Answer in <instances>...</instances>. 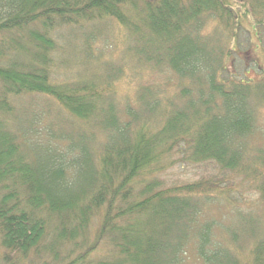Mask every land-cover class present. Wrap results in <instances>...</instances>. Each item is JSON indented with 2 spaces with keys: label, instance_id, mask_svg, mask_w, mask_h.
Returning <instances> with one entry per match:
<instances>
[{
  "label": "trees",
  "instance_id": "obj_1",
  "mask_svg": "<svg viewBox=\"0 0 264 264\" xmlns=\"http://www.w3.org/2000/svg\"><path fill=\"white\" fill-rule=\"evenodd\" d=\"M240 12L259 35L264 0H0V264H183L191 242L202 264H264L261 204L235 206L228 223L210 215L235 185L228 175L264 204V147L250 141L264 80L225 76L230 49L207 48L203 34L213 23L225 45L238 43ZM108 19L143 64L137 76L176 77L173 95L159 78L140 87L139 111L115 99L105 107L103 93L124 73L110 63L100 62L106 84L53 80L50 34ZM31 94L53 98L67 125L110 113L103 143L79 148L67 131L49 132L41 113L17 115L16 101ZM178 163L220 175L169 183L162 174ZM248 228L256 231L243 239Z\"/></svg>",
  "mask_w": 264,
  "mask_h": 264
},
{
  "label": "rangeland",
  "instance_id": "obj_2",
  "mask_svg": "<svg viewBox=\"0 0 264 264\" xmlns=\"http://www.w3.org/2000/svg\"><path fill=\"white\" fill-rule=\"evenodd\" d=\"M241 18L243 27L239 29L236 35V37H238V43L236 39H234L228 45H225L219 38V34L213 30V23L206 24L203 29V34H208L205 40L206 47L216 50L230 49L229 51H231V53L224 56V66L226 67L225 76L231 75L234 79L245 82L263 81L264 26L260 27V34L258 35L254 19L250 15H244L243 13H241ZM111 20H100L101 22H97L94 25L87 24L81 28L76 26L72 28H59L50 34L54 42L52 55L57 63V67L53 68L52 72L53 80L55 82L70 83L76 81L81 82L82 79L104 84V80L98 79V75L101 74L100 62H102L110 63V65L115 67L123 66L122 68L124 69L123 75L117 79L113 76L106 77L116 80L114 87H108L106 93H103L105 107L109 106L107 104L109 99H115L116 105L120 107V109L123 110L126 107L128 108L130 103H132L133 105L137 104L135 110L139 111L138 103L136 102L141 94V91H139L140 87L148 83L156 85L155 80L159 78L168 81L165 95L167 97L173 95L178 89L176 77L168 78L164 75L160 77L156 75V78H154L150 70H142L141 74L137 76L143 64L136 59L134 52L131 51L128 54L125 52L126 44L124 41V34L120 32L119 26L115 25L114 21ZM88 33L94 34V36L92 43L90 42L91 40L87 42L91 44L90 47L87 46V49L84 43H86L85 38ZM88 53L91 54V58L96 59L99 57L100 59L92 62L87 55ZM221 77H223V75H221ZM15 106L17 115L23 114V110L41 113V115H44L45 121L47 120L48 122L47 129L49 132L61 133L67 131L69 133L68 136L72 137L71 139L73 141L76 143L80 141L79 144L82 146L79 148L101 145L104 137L100 135H105V130L101 124L106 118L110 117V113H108L105 117L93 118L87 123L77 122V119L73 118L75 123L73 125H67L60 114L65 110L56 103L53 98L45 95H27L17 100ZM216 108H219L224 114L228 112L223 104ZM255 125L257 127V133L250 139L251 145L264 147V104L261 108H258L255 113ZM97 137H100V139L97 140ZM29 138L31 141L38 139L37 135L33 134H30ZM82 139L85 141L82 142ZM76 156L83 157V152L79 150ZM80 171L81 168L79 165L76 164L73 166V172L75 174H79ZM206 174L213 176L220 175L219 169L214 165H210L208 168L205 164L193 167L178 163L170 168V170L163 173L162 176L165 177L169 183L174 182L181 184L199 179L200 177H206ZM227 179L236 181L234 186L229 187L232 189V191L229 192L230 196L228 198V196L225 195L226 192L224 195L219 196L216 202L221 205V208H219L217 203H214V206L210 210V215L228 223L233 216L232 211L235 206L245 209L252 206L256 209L259 207L257 205L261 204L262 206L259 207L258 212L261 213V220L264 222V204L256 199V195L259 194V192L250 185H242L239 178H236L235 175H228L226 180ZM226 184L229 185L228 182L224 183L225 186ZM214 192L223 193V191L218 190ZM241 218L242 217L238 213H235L236 229H239V225L243 224ZM239 222L241 223L238 224ZM255 224L258 225V222H255ZM216 230L220 232L219 225L216 226ZM239 231H241V229ZM255 231L256 229L252 230L250 228L246 229L244 232L242 231L244 234L242 238H247L248 235H251ZM193 245L194 243L191 242L187 254L184 256L183 264H202L200 258L196 255Z\"/></svg>",
  "mask_w": 264,
  "mask_h": 264
}]
</instances>
